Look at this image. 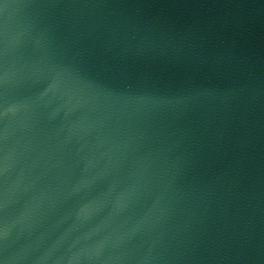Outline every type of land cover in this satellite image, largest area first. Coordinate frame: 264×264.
Returning a JSON list of instances; mask_svg holds the SVG:
<instances>
[{
  "label": "water",
  "instance_id": "95a60500",
  "mask_svg": "<svg viewBox=\"0 0 264 264\" xmlns=\"http://www.w3.org/2000/svg\"><path fill=\"white\" fill-rule=\"evenodd\" d=\"M0 264H264V0H0Z\"/></svg>",
  "mask_w": 264,
  "mask_h": 264
}]
</instances>
